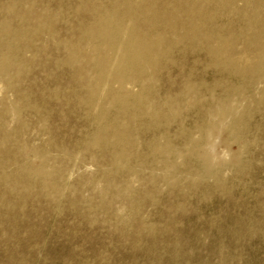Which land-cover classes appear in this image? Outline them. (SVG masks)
<instances>
[{"label": "rangeland", "instance_id": "rangeland-1", "mask_svg": "<svg viewBox=\"0 0 264 264\" xmlns=\"http://www.w3.org/2000/svg\"><path fill=\"white\" fill-rule=\"evenodd\" d=\"M31 2L54 13L53 34L23 50L29 62L6 93L18 113L0 112V169L28 186L0 180V264H264V102L251 100L264 88V73L242 81L216 68L204 48L175 46L150 89L160 119H138L151 126L136 135L135 150L145 160L115 169L109 152L84 147L96 123L62 62L59 41L88 19L85 9L78 10V0ZM215 26L234 29L242 20L222 15ZM14 68V58L2 66ZM187 82L186 96L203 108L211 96L226 106L233 86L244 85L240 124L229 129L228 120L207 118L179 98ZM209 122L215 123L210 137ZM152 139L170 144L159 163L148 155ZM206 142L214 155L203 149ZM49 168L58 171L50 177L55 195L25 174Z\"/></svg>", "mask_w": 264, "mask_h": 264}, {"label": "bare ground", "instance_id": "bare-ground-1", "mask_svg": "<svg viewBox=\"0 0 264 264\" xmlns=\"http://www.w3.org/2000/svg\"><path fill=\"white\" fill-rule=\"evenodd\" d=\"M31 1L36 2L0 0V48L8 50L0 54V83L5 90L0 98L2 114L18 113L16 103L6 93L7 89L15 88L12 81L27 67L29 60L24 51L32 48L41 35L53 34L54 13L45 7L35 8ZM77 8L85 9L88 19L72 27L69 38L59 41L66 50L62 62L83 89L79 103L88 109L90 119L96 123L84 147L95 155L109 152L112 168L127 167L132 158L145 160L135 150L136 135L151 126L141 124L138 119L141 116L151 122L160 119L150 89L175 46L204 48L216 68L242 81L257 80V74L264 73V0H78ZM222 15L239 17L242 26L226 30L216 27L215 20ZM238 42L243 44L241 51L237 50ZM13 58L14 71L2 70L3 64ZM191 87L187 82L178 97L188 95ZM243 87L233 86L226 106L211 96L212 104L203 108L200 100L186 97L203 110L204 116L228 120V128L233 129L242 118L237 98ZM15 95L22 97L20 91ZM251 100L264 102V88ZM170 115L175 116L176 111L171 109ZM214 124L209 122V137ZM147 148L151 160L158 163L171 151L168 142L158 139L150 140ZM203 149L215 154L208 142ZM2 155L0 160L4 159ZM25 174L37 178L40 191L52 195L59 192L50 178L58 176L55 169L49 168L42 174L30 170ZM163 175L165 179L166 174ZM9 179L27 190V184L16 173L0 169V180ZM106 190L100 191L101 198Z\"/></svg>", "mask_w": 264, "mask_h": 264}]
</instances>
